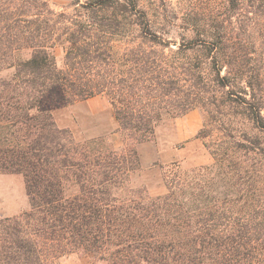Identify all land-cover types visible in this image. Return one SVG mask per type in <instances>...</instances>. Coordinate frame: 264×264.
Returning a JSON list of instances; mask_svg holds the SVG:
<instances>
[{
  "label": "trees",
  "instance_id": "16d2710c",
  "mask_svg": "<svg viewBox=\"0 0 264 264\" xmlns=\"http://www.w3.org/2000/svg\"><path fill=\"white\" fill-rule=\"evenodd\" d=\"M71 8L0 0V174L22 175L30 203L0 219V264H264V0ZM99 96L120 148L57 125ZM194 110L211 163L168 169L161 196L132 187L138 146Z\"/></svg>",
  "mask_w": 264,
  "mask_h": 264
},
{
  "label": "rangeland",
  "instance_id": "374dc122",
  "mask_svg": "<svg viewBox=\"0 0 264 264\" xmlns=\"http://www.w3.org/2000/svg\"><path fill=\"white\" fill-rule=\"evenodd\" d=\"M56 11H70L77 0H49ZM85 3L89 0H79ZM177 4L178 0H170ZM61 63L63 50L55 49ZM22 58L29 53L21 54ZM10 71L0 73V78L10 75ZM60 128L69 129L77 140L104 139L115 148L123 145V137L114 117L113 108L106 97L99 96L78 102L55 113ZM203 125V115L199 110L187 113L174 121H167L158 127L153 141L138 146L141 167L130 181L134 188H143L152 197L166 194L165 174L168 169L189 171L211 163L212 158L205 147V141L197 139ZM10 203V204H9ZM30 208L25 180L20 174H0V219L20 216ZM91 255L68 254L57 264H90Z\"/></svg>",
  "mask_w": 264,
  "mask_h": 264
},
{
  "label": "crops",
  "instance_id": "0c3cea01",
  "mask_svg": "<svg viewBox=\"0 0 264 264\" xmlns=\"http://www.w3.org/2000/svg\"><path fill=\"white\" fill-rule=\"evenodd\" d=\"M10 204V203H9Z\"/></svg>",
  "mask_w": 264,
  "mask_h": 264
}]
</instances>
